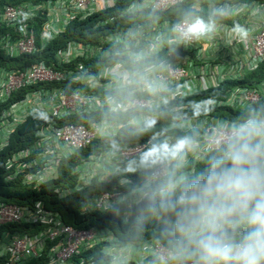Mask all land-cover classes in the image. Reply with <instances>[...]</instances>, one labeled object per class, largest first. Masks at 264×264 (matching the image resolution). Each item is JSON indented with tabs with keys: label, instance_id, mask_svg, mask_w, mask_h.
Returning a JSON list of instances; mask_svg holds the SVG:
<instances>
[{
	"label": "built area",
	"instance_id": "1",
	"mask_svg": "<svg viewBox=\"0 0 264 264\" xmlns=\"http://www.w3.org/2000/svg\"><path fill=\"white\" fill-rule=\"evenodd\" d=\"M182 1L187 0H138L126 6L122 14H134L144 8L164 11ZM118 2L119 0H20L0 7V22L11 29L0 34V54L11 61L9 64L0 63V159L4 157V182L20 181L23 185L38 187L54 180L65 158L106 134L116 124L111 123L109 116L88 125L74 121L56 124L55 118L63 119L76 113H93L105 109L112 112L150 110L166 100L180 102L181 98L198 92L200 88H209L208 83L214 71L211 67L209 70L206 67L210 64V57L221 49L236 56V62L230 66V72H235V76L255 70L264 60V1L261 0H251L236 4L237 6H229L227 3L209 7L195 2L194 8L198 11L195 16L214 24L211 32L200 36L186 34L183 30L195 17L188 16L180 20H163L161 26L155 24L151 28L114 29L94 45L72 40L57 49L51 46L54 40L59 43L58 37L75 21L82 22L97 12L114 8ZM218 9H223L224 15L228 14L244 32H237L232 25H217V22L211 21L210 17L217 15ZM119 15L113 14L108 20L113 21ZM102 24H105L104 20ZM100 25L101 22L94 24L93 30L97 32ZM200 42V46H205L203 57L207 66L203 64L198 71L185 65V56L169 49V45L173 43L188 46ZM105 43L120 46L121 55L133 61L153 57L158 62L152 61L144 64L143 68L134 70L127 68L122 62L107 64L87 78L83 74V70L87 73V69L82 62L74 69L61 70L46 63L45 59L25 62L20 58L39 52H46L51 56V50H56L58 59L64 64H70L77 57L99 55L104 52ZM208 44L213 46L210 50L207 49ZM158 52H165L167 56L160 59V56H156ZM61 81L66 83L65 86H56ZM78 82L88 85V89H76L70 93V85ZM94 90L101 93L129 91L127 95L134 96L121 99L118 94H99L92 92ZM166 90H170L169 95L162 97L160 93ZM136 92H142V95H137ZM231 94L221 103L232 107L258 102L264 104V79L258 83L257 88L249 86L240 92L235 89ZM204 102L209 103L210 100ZM179 106L188 107L185 104ZM33 115L42 116L45 120L32 132L22 136L26 140L23 146L17 150L10 149L5 154L4 150L8 148L12 136ZM136 118L135 116V120ZM256 119H264V116L259 115ZM234 127L236 125L233 121L221 120L215 125L206 120L200 126L202 131L198 134V140L192 142L203 143V149H218L230 140ZM179 139L181 138L175 136L165 137L169 146L176 144ZM153 144L154 141L149 139L146 143L122 150L119 164L151 148ZM168 168L166 162L160 161L150 179L143 185L165 175ZM99 172L98 168H86L83 162L76 164L72 174L80 173L81 177H86L85 182L82 178L81 184L65 187L59 191V195L65 198L84 189ZM125 198L126 194L121 191L101 190L88 197L80 209L105 210ZM97 240L100 237L96 229L76 228L65 223L58 211L46 208L41 200L29 204L0 200V264H26L35 261L33 259H42L39 264H76L73 258L81 248L84 245L90 247ZM150 253L156 254L163 263L177 256L164 245L153 242L144 246L137 258L142 262ZM119 254L117 257L122 261L130 259L124 253ZM175 263L179 264L178 261ZM188 264H198V260Z\"/></svg>",
	"mask_w": 264,
	"mask_h": 264
},
{
	"label": "clouds",
	"instance_id": "2",
	"mask_svg": "<svg viewBox=\"0 0 264 264\" xmlns=\"http://www.w3.org/2000/svg\"><path fill=\"white\" fill-rule=\"evenodd\" d=\"M122 1H129L126 5L128 6L138 0H119L118 3ZM250 1L251 0H187L177 3L164 11L174 9V7L181 4L186 6L187 4H190L192 12L196 15L198 14V11L194 8L195 2L199 5L209 7L214 5H225L227 3L229 6H237L236 4ZM147 9L149 10L150 8ZM143 10L136 11L132 15L143 12ZM217 12V15L210 17L211 21L217 22V25L219 23L232 25L234 27L233 29H236L237 32H244L242 27L236 25V23L227 16L228 14L224 15L225 13L223 9H218ZM175 19L178 18L175 17ZM177 27L179 28L180 26ZM213 28L214 24L212 22H206L202 17L195 16L191 22L186 24L183 30L186 34L200 36L211 32ZM91 34V38L94 39H91L89 43H80L94 45L97 44L101 38H104L110 33H101V31L95 32L93 30V32L91 31ZM201 44L202 43L200 42L198 46V54L192 53V55L186 56L182 51L179 52L180 54H175L185 56V65L193 67L195 71H198L201 66L206 63L205 57H203L205 46H200ZM211 47L213 46L209 44L207 45V49L210 50ZM120 50V46L105 43L104 52H100L99 55L93 54L85 57L96 55L99 65L101 66L107 65L110 62H113L110 65L122 62L126 67L128 66L127 68L132 70L143 68L142 66L144 64L156 61L153 57L142 61H133L130 58L128 59V57L122 56ZM166 56L167 55L165 54L162 58H165ZM235 57L236 56L231 52L223 51V49L215 55L213 54L210 57L209 66L205 64L207 66L206 69L209 70L211 67L214 71V74L211 76L208 83L209 88H200L198 92L181 98L179 103L181 105L185 104L188 107H180L188 111V109L196 110L198 108H208L212 110L217 107L231 106L221 103L223 100L216 98L215 95L207 93L211 88L219 86L224 80H237L240 82L241 85L234 87V90L236 89L238 92L249 86L257 88L258 83L264 79V74L260 75L259 73V69L264 60L255 70H249L244 75L235 76V72H230L231 64L235 63L237 60ZM81 58L84 57L81 56L75 58L77 59V64L80 62L83 63ZM119 58L127 59L126 62L130 61L135 62L136 64H133L132 66L126 65L124 61L119 60ZM127 92L129 91H125L124 93H115L114 91L101 93L97 91L99 94L106 93L113 96L118 94L121 99H128L129 97L134 96L127 95ZM198 94L200 95L198 96ZM188 98H192V100L187 101ZM207 99L210 100L209 103L204 102ZM255 104L263 103L258 102ZM252 105L249 106L251 107ZM147 110L148 109H140L129 112H112L108 109L100 110V113H102L101 118L109 116L110 120H112L111 123L116 122V124L112 126L106 134L97 138L87 146L74 151L67 157L72 159L76 158L73 168L76 164L83 162L86 168L99 169L100 172L93 177L91 183L86 187H90L94 182L112 184L113 190H101L121 191L126 194L127 198V196L136 193L138 190H146V192H148L147 188H152L157 182L162 181L173 172H177L179 173V177L175 178L170 184L162 188L163 192H171L178 185L180 179L194 176L197 172V165L206 161L209 154L220 151L225 145H227L221 155L214 157L210 161V167L202 174V178L193 181L189 190L182 192L169 205V207L173 209H175L177 205L181 206L180 215L182 219L178 223L179 231L187 235L190 243L195 246L196 253L199 257V259H194L186 264L197 260L198 264H264V119H256L257 116L261 114L257 113L246 122L234 127L232 129L230 140L223 143L220 148L213 150L203 149V143L192 141L196 139L198 140V134L202 131L200 126L204 121H210L215 125L221 120L232 121L227 119L224 115H217V113H207L201 116L193 114L185 120L174 123L170 130L153 134L152 136H149L140 142L130 144L129 146H122L115 143L114 141L118 138V135L122 133L125 127H135L136 125L145 122L147 118L150 117ZM80 115L81 114L78 113L72 114L63 118V120L68 119V121H71V118ZM33 116L42 117L39 115ZM135 116L137 117L136 120ZM118 124H121V126H118ZM194 125L195 127H192ZM180 127L188 129L182 130ZM181 133H186V136L180 135ZM167 136H175L181 139H179L176 144L169 146L165 140V137ZM108 139H112V141H107ZM149 139L154 141L151 148H148L147 150L145 149L139 154H136L119 164L118 160L121 157L122 150H127L135 145L146 143ZM99 140H101L102 143H100ZM96 141L99 143L98 147L92 149L88 155H83L84 151L89 149L90 146L91 148L95 146L97 143ZM156 144L159 145L156 146ZM196 144H198V146H196ZM158 160L159 162L164 161L168 164V172L165 175L152 180L148 185H143L146 180L150 179L152 173L159 166ZM148 162L155 163L154 169L147 177L142 178L135 183L133 179L135 178V173L140 170H145L149 165ZM73 168L70 172L75 178V182L73 185L67 187H74L76 184H81L80 181L82 178L85 182L86 177H81L80 173L75 175L72 174ZM84 189L79 190L76 193H80ZM97 189L98 188H95L85 199H83L82 204L88 197H91L95 192H98ZM125 199H121L115 206L105 210L116 207ZM82 204L80 207H82ZM128 214L125 215L124 218H128ZM97 231L100 240H97L96 243L90 247L84 245L78 254L97 246L99 243L103 244L107 242L103 246L102 252L109 255L112 258L111 261L115 264L122 261L117 257L119 253H124L130 258L129 260L124 261L132 260L136 264H146L148 260H151L152 264H176L175 261H178L176 258H172L166 263H163L156 254L150 253L145 260L140 262L137 258L140 251L143 252V247L146 245L149 246L153 242L164 245L169 251L172 250L157 239H149L141 241L140 243L127 242L122 244L111 230L105 228ZM172 252L175 253L174 251Z\"/></svg>",
	"mask_w": 264,
	"mask_h": 264
},
{
	"label": "trees",
	"instance_id": "3",
	"mask_svg": "<svg viewBox=\"0 0 264 264\" xmlns=\"http://www.w3.org/2000/svg\"><path fill=\"white\" fill-rule=\"evenodd\" d=\"M20 0H0V7L5 3H14ZM129 1L120 2L114 8L103 10L97 12L89 17L88 19L80 22L75 21L68 30L61 34L58 39L59 43L54 40L51 46H55V49L60 46H65L69 41L77 40L79 42L89 43L91 41L93 31V25L101 22L98 31L101 33L112 32L114 29H127V28H151L153 25L158 24L161 26V21L169 20L177 17L179 20L184 16L193 17L195 13L192 12L190 4L179 5L174 7L169 11H156L151 9H144L143 12L132 14H122L123 10ZM113 14L119 15L113 18V21L108 20ZM102 20L105 24H102ZM104 25V26H103ZM122 27V28H121ZM121 28V29H120ZM10 26H6L5 23L0 22V34L10 31ZM38 30V28H37ZM97 37V36H96ZM199 44H189L188 46L178 45L176 43L169 45V49H172L174 53H179L182 51L186 56L198 54ZM52 55L49 56L46 52H39L37 54L25 55L22 58L25 62L30 61H41L44 60L46 63L52 65L56 69L71 68L74 69L77 64V59H74L70 64L62 63L56 56V50H51ZM166 53H156V56H160V59ZM83 60V66L87 69V73L83 70L84 77H91L93 73H97L101 68L99 65L98 58L96 55L91 57L81 58ZM119 60L124 61L126 65L136 64L135 62H126L127 59L119 58ZM8 57L4 54H0V63L9 64ZM110 62L108 64H111ZM11 64V63H10ZM128 67V66H127ZM260 75L264 74V62H262L259 69ZM245 82V81H244ZM219 83V82H218ZM66 83L57 82L56 86L64 87ZM241 85L237 80H224L219 86L211 88L209 94L215 95L216 98L224 100L231 96L234 87ZM88 89V85L85 86L84 83L78 82L76 84H71L68 91L71 93L76 89ZM92 92H97L96 90ZM170 90H166L161 93L162 97L168 96ZM136 94L141 95V92H136ZM200 94H198L199 96ZM192 98H188L187 101H191ZM180 103L176 100H166L163 101L160 106L154 109H148L149 118L145 122L136 125L135 127H125L118 135V138L114 141L122 146H129L136 142H140L153 134L160 132H166L171 129L174 123L185 120L191 115H205L207 113L214 114L217 113L224 115L227 119L233 121L237 126L241 123L246 122L252 116L260 113L264 115V105L254 104L251 107L249 105L237 104L236 107L226 106L217 107L214 109L208 108H198L196 110L186 111L182 109ZM138 115V114H137ZM102 113L97 112H87L71 118V121L77 123H84L88 125L94 121L101 118ZM126 118V117H124ZM94 119V120H92ZM52 120V119H48ZM44 119L38 116H32L28 119L26 123L20 126L18 133L13 135L8 148L4 150L6 154L10 149L17 150L26 142L22 139L25 133L32 132L35 127L40 126ZM56 124H63L68 119H55ZM19 132L21 134L19 135ZM180 135L186 136V133H181ZM107 141H112L108 139ZM97 142V141H96ZM95 142V143H96ZM102 143L101 140H99ZM99 143L97 142L93 148L91 146L89 149L85 150L83 155H88L92 149H96ZM227 145H225L222 150L212 152L208 155L206 161L197 165V172L194 176L180 179L178 185L171 192H163L162 188L170 184L175 178L179 177V173L173 172L168 175L162 181L157 182L152 188H147L146 190H138L136 193L127 196L125 200L119 203L114 208L109 210H93V211H81L80 206L82 200L85 199L95 188L97 190L101 189H112V184L98 183L94 182L90 187H86L80 193H74L70 196L62 198L59 195V191L67 186H71L75 182V178L71 175V169L73 168L76 158H66L62 161L57 178L46 182L38 187H33L31 185H23L20 181L4 182L2 177V169L4 157L0 159V200L6 201L8 203H18V204H29L36 200H41L44 202L45 207L58 211L64 222L70 224L76 228H95L109 229L111 232L117 236L122 244L127 242H137L157 239L163 242L167 247L176 253V259L179 264H186L187 262L193 261L194 259H199L196 253L195 246L190 243L186 234L181 233L178 228V223L181 221L182 217L180 215V205H177L175 209L170 208L169 205L178 197L182 192L189 190V187L193 181L198 178H202V174L210 167V161L223 153ZM3 153V154H4ZM82 155V156H83ZM148 166L145 170H140L135 173L134 181L135 183L142 178L147 177L150 172L154 169L155 163L148 162ZM130 215H129V214ZM128 214V218H124ZM26 227V226H25ZM107 243V242H106ZM106 243H99L91 249L82 251L81 254H77L73 259L76 260V264H115L111 261V257L102 252L103 246ZM85 258V259H84ZM35 261H29L26 264H39L42 259H33ZM117 264H136L131 261H121ZM146 264H152L151 260H148Z\"/></svg>",
	"mask_w": 264,
	"mask_h": 264
}]
</instances>
